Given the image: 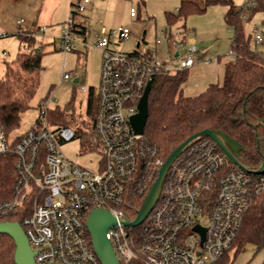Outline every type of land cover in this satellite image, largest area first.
Returning a JSON list of instances; mask_svg holds the SVG:
<instances>
[{
    "label": "built area",
    "instance_id": "built-area-1",
    "mask_svg": "<svg viewBox=\"0 0 264 264\" xmlns=\"http://www.w3.org/2000/svg\"><path fill=\"white\" fill-rule=\"evenodd\" d=\"M90 1L69 0L67 17L55 36L60 51L80 52L85 44L77 32L78 18ZM253 3L245 0L243 19ZM136 12L130 7V16ZM23 21L17 20L20 27ZM45 30L46 26H39L23 33L40 38ZM130 36V28L123 24L101 27L94 35L100 51L94 119L99 149H80L79 123H49L53 89L37 103V117L25 131L11 136L0 123V153L15 155L16 171L12 198L0 202V217L25 211L29 205L20 225L36 263L102 264L86 219L93 208H103L115 219L105 236L120 264L133 258L143 264H212L232 244L245 209L264 192V169L240 167L209 137L195 138L170 164L145 219L134 226L123 224L125 218H134L123 209L127 191L149 188L162 164L157 145L144 132L135 133L129 118L137 112L148 80L189 70L196 52L194 38L176 35L169 28L158 30L154 44L165 46L167 60L175 50H184L182 55L177 53V64L170 66L158 59L154 46L123 50L120 44ZM253 37L263 42V29L255 26ZM35 47L42 51L44 44ZM228 55L235 60L233 48ZM69 76L64 70L61 80ZM72 140L79 145L76 158L63 151V145Z\"/></svg>",
    "mask_w": 264,
    "mask_h": 264
},
{
    "label": "trees",
    "instance_id": "trees-1",
    "mask_svg": "<svg viewBox=\"0 0 264 264\" xmlns=\"http://www.w3.org/2000/svg\"><path fill=\"white\" fill-rule=\"evenodd\" d=\"M210 5L226 8L224 21L232 30L230 47L236 53L235 62L226 69L222 87L207 92L209 87H206L199 92L203 95L193 98L194 95L181 92L186 71L174 76L153 78L143 132L148 141L157 145L163 163L171 150L190 135L205 128L221 130L241 145L236 153L241 164L247 169L256 170L264 161V56L251 46L250 35L245 33L243 23L256 12L264 13V0H254L244 19L241 16L244 13L242 6H236L233 0H179L176 10L164 12L165 21L172 26L191 14L204 13ZM142 6L143 2L139 9ZM24 31L19 26L14 34L23 49L19 50L12 62H4L3 74L0 75V123L6 133L19 126L21 113L31 107L30 102L39 87L40 73L44 68L41 63L43 53L35 47L36 38L26 35ZM84 31L80 25L77 32L84 34ZM87 92L85 117L77 129L82 151L100 147L94 128L97 105L95 88L90 86ZM73 100L72 95L64 107L51 108L48 111L49 123L71 125L76 116ZM203 137L206 136L197 138ZM14 162V154L0 153V202L12 198L16 178ZM147 190L131 187L127 191L123 209L128 217L136 216ZM27 210L29 205L25 211L0 217V221L21 223V217L27 214ZM248 245L256 250L264 249V192L245 209L232 244L212 264H231L232 257ZM14 249L13 239L6 233H0V264H15ZM127 264L143 262L133 258Z\"/></svg>",
    "mask_w": 264,
    "mask_h": 264
},
{
    "label": "rangeland",
    "instance_id": "rangeland-1",
    "mask_svg": "<svg viewBox=\"0 0 264 264\" xmlns=\"http://www.w3.org/2000/svg\"><path fill=\"white\" fill-rule=\"evenodd\" d=\"M17 2L20 3H14L11 6H8V3H6L0 12V33H5L4 36L0 37V75L3 74L4 62H12L21 49L19 41L13 34L15 29L18 27L17 20L22 18L24 21L21 26H23L29 21H33L37 14L38 3L36 0H18ZM171 2L172 0L147 1L145 8L142 9L141 7V20L134 21L130 24L133 31L132 35L129 39L121 42V48L125 51H130L132 49L141 50L145 46H152L154 44V27L161 28L162 26L167 25L164 11L170 9ZM233 3L236 6H240L245 3V0H233ZM145 10L149 13V15H146ZM223 12H225L223 6L210 5L204 13L191 14L187 16L186 19L175 23L174 26L180 25L185 21V27L187 28L186 33L188 35H196L197 38H199L198 43L203 42L207 47H211L209 45H211V42L214 41L216 42L213 46L214 49L221 51L224 49L225 51L228 47L229 41H231L232 30L226 26ZM62 14L63 12L58 10L54 16L58 17ZM41 15L42 14H40V16ZM5 18L6 20H4ZM38 18L40 21L41 18ZM243 26L245 33L250 35L251 46L258 52L259 55L264 56V41L257 43L253 37V28L255 26L263 29L264 34V13L256 12L249 20L243 23ZM57 28L58 27H54L55 32H58ZM213 28H216L217 30L215 31ZM91 30L92 26H89V39L92 35ZM47 31L49 32L51 29L48 28ZM144 31L146 43L141 41V44L136 46V39H140ZM39 40L41 39L37 37L36 44ZM54 41L55 49L50 50L49 46L46 45L41 51L43 53L41 63L44 68L40 73L39 87L31 100V107L21 113L19 126L11 132V136L25 131L33 123L38 114L37 106L36 104L34 105V103H36L40 96L43 97L47 93L49 81H52L55 84L53 88V99L55 100H52L50 107H54L56 105L64 107L66 103L71 100L73 95V108L76 116L71 125L75 126L78 123L80 124L81 119L84 117L86 92L82 87L88 82L87 77L84 74V72L88 74L85 49H80V52H69V54H78L77 59H75V57L70 59V56L66 58V62L72 61L75 64L76 74L69 71L70 77L60 83V76L64 71V69L62 70V63L64 59L63 52L59 50L57 39ZM158 50V54L160 56H165L164 49L162 47H159ZM165 63L170 66L177 64L176 61L168 60H166ZM66 69H68V66ZM75 77H80V81L78 83H73V79ZM40 100L41 98L39 101ZM78 148L79 145L76 140L69 141L63 145L64 153L71 158L77 157L76 151ZM85 158V156H81L80 159L85 161ZM257 253L258 250H256L253 246H246L235 257H232L231 264H254V259L256 258Z\"/></svg>",
    "mask_w": 264,
    "mask_h": 264
},
{
    "label": "crops",
    "instance_id": "crops-1",
    "mask_svg": "<svg viewBox=\"0 0 264 264\" xmlns=\"http://www.w3.org/2000/svg\"><path fill=\"white\" fill-rule=\"evenodd\" d=\"M17 1L18 0H0V12L2 11V8L6 3H8V6H11L14 3L16 4L20 3ZM147 1L149 0H91L86 10L78 18L79 25H82L85 30L84 34H79V35L85 41V44L80 45V49L83 50L85 49L86 63L88 68V74L84 72L88 82L87 84H84L82 87L86 92V97L88 94L87 92L88 88L90 86L96 88L99 79L100 51L95 46L94 35L101 29V27L111 28L119 24L128 26L131 30V35H132L133 31L130 24L133 23L134 21L141 20L142 15H141V9H139V5L141 2H143V6H142L143 9L145 8ZM36 2L38 3L36 18L33 21H29L27 23L28 25L24 24L21 28L25 31H32V30H37L39 26H46V30L43 36L40 37L41 40H39V42H42L44 46L48 45L50 50H53L55 49L54 47V42H55L54 40L56 39L55 36L59 34L62 28V24L68 14L69 0H36ZM178 5H179V0H172L171 7L167 11L176 10ZM132 6H134L137 11L135 17L129 15V9ZM224 9L226 10L225 7ZM58 10H61L63 14L61 16L55 17L54 15H56ZM164 12H166V10ZM145 13L146 15H149V13L146 10ZM224 13L225 12H223V14ZM40 14L42 15L40 16ZM38 17L41 18L40 21ZM4 20H6V18ZM89 26H92V30H91L92 35L90 36L91 37L90 39L88 37ZM173 26L174 25L172 26L164 25L161 28L154 27V39L159 29L169 28L176 35L192 37L196 41V52L193 55L195 64L189 70L186 71V79L181 86V92L184 95H194L193 98H197L198 96L203 95L199 92L203 91L206 87H209L206 90V92L209 89L221 88L227 67L235 62L233 57L228 55V51L231 48L230 47L231 41H229L228 47L225 51L224 49L222 51L216 50L213 47L214 43L216 42L214 41L211 42V45H209L211 47H207L203 42L198 43L199 38H197L196 35H191V34L188 35L186 33L187 28L185 27V21H184V26H182V24L176 25L174 27ZM18 27L15 29L13 34L17 32ZM54 27H58L57 28L58 32L54 31ZM48 28L51 29V31H49L50 33L47 31ZM213 30L216 31L217 29L213 28ZM15 37L17 38V36ZM136 40H137L135 44L136 46H139L141 44V41L146 43L145 31L143 32L141 38L140 39L138 38ZM153 46L157 51L158 59L161 62L165 63L167 57H166V48L164 45L153 44L152 46H145L141 50H146ZM159 47H162L164 49L165 56L164 55L160 56L158 54ZM177 53L179 55H182L184 53V50L180 49L178 52L175 50L173 52L172 58L168 61H175V58L178 55ZM77 55L76 53L69 54V52L68 53L63 52L64 60L62 63V70L63 69L65 70L68 66V69H66V71L68 72L71 71L73 74H76L75 64L72 61L66 62V58L70 56V59H72L73 57L77 59L78 57ZM3 68H4V64H3ZM61 76H60V83L64 81L61 80ZM79 81H80V77H75L73 79V83H78ZM54 85H55L54 82L49 81L47 92L50 91V89H53ZM40 98H42V96H40L37 99L34 105L36 104L37 106V103L39 102ZM85 104H86V99H85ZM30 106H31V102H30ZM84 117H85V112H84ZM254 264H264V249L258 250L256 258L254 259Z\"/></svg>",
    "mask_w": 264,
    "mask_h": 264
},
{
    "label": "water",
    "instance_id": "water-1",
    "mask_svg": "<svg viewBox=\"0 0 264 264\" xmlns=\"http://www.w3.org/2000/svg\"><path fill=\"white\" fill-rule=\"evenodd\" d=\"M150 89L151 81L148 80L143 94L137 103V112L129 118L133 130L137 134H141L144 130L148 115V95ZM200 136H206L212 139L229 161L240 167H244L236 157L237 151L241 149V145L237 141L221 130L205 128L198 131L187 137L167 155L158 170L155 180L148 188L142 204L136 212V216L132 220L125 218L123 220L124 225H138L145 219L158 199L162 183L170 164L190 141ZM263 169L264 162L260 165L258 171ZM113 224H115V219L108 210L103 208H93L86 219V226L91 236L94 251L102 264H120L110 241L105 236L107 228ZM0 233L8 234L14 241L15 249L13 259L15 264H39L34 260V250L30 248L27 237L19 222L7 220L0 221Z\"/></svg>",
    "mask_w": 264,
    "mask_h": 264
}]
</instances>
